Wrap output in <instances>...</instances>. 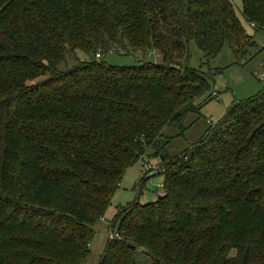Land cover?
<instances>
[{
	"label": "trees",
	"instance_id": "16d2710c",
	"mask_svg": "<svg viewBox=\"0 0 264 264\" xmlns=\"http://www.w3.org/2000/svg\"><path fill=\"white\" fill-rule=\"evenodd\" d=\"M242 18L263 29L264 0H242ZM253 38L231 0H0V264H83L150 149L165 195L119 211L101 264L138 249L151 264H264V90L182 155L161 143L211 98V77L181 63L189 42L245 55ZM115 50L162 62L95 57Z\"/></svg>",
	"mask_w": 264,
	"mask_h": 264
},
{
	"label": "rangeland",
	"instance_id": "374dc122",
	"mask_svg": "<svg viewBox=\"0 0 264 264\" xmlns=\"http://www.w3.org/2000/svg\"><path fill=\"white\" fill-rule=\"evenodd\" d=\"M237 16L243 22L249 34L253 35L255 46L246 49V54H236L224 46L215 56L206 55L195 41L188 44L189 56L181 61L183 66L200 70L212 79L211 98L202 103L199 113H191L185 121L186 129L183 132L166 127L162 132L161 143L171 157H177L186 152L191 146L199 143L224 119L227 113L236 105L244 104L257 98L264 90V26L257 33L242 18V0H231ZM102 53V52H101ZM97 60L115 67L132 69L145 61L156 64L162 62L160 55L152 52L112 51L102 53ZM86 57L81 54L80 59ZM68 66L74 61L70 60ZM60 68H64L61 65ZM217 96H214L215 94ZM162 163L158 155L147 150L143 158L128 167L112 196L111 205L103 217L95 224V238L89 245L90 254L83 264H101L107 244L119 239L120 222L114 224L115 216L136 201L142 204L154 202L165 191L161 174ZM142 185V186H141ZM161 192L164 195L160 194ZM113 259L111 260V262ZM109 262V263H111ZM136 264H151L150 256L145 249H138L135 255Z\"/></svg>",
	"mask_w": 264,
	"mask_h": 264
},
{
	"label": "built area",
	"instance_id": "2783aa9c",
	"mask_svg": "<svg viewBox=\"0 0 264 264\" xmlns=\"http://www.w3.org/2000/svg\"><path fill=\"white\" fill-rule=\"evenodd\" d=\"M252 26H253V25H252ZM97 56L99 57L100 55H99V54H97ZM214 94H215L214 96H217V94H216V93H214ZM160 187H161L162 189L164 188V187H163V185H161ZM160 194H161V195H162V194L164 195V193H163V192H161Z\"/></svg>",
	"mask_w": 264,
	"mask_h": 264
},
{
	"label": "water",
	"instance_id": "95a60500",
	"mask_svg": "<svg viewBox=\"0 0 264 264\" xmlns=\"http://www.w3.org/2000/svg\"><path fill=\"white\" fill-rule=\"evenodd\" d=\"M162 197V196H161Z\"/></svg>",
	"mask_w": 264,
	"mask_h": 264
}]
</instances>
